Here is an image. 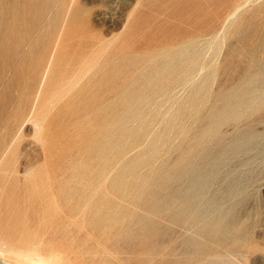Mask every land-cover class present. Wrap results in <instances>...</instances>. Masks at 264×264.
I'll return each mask as SVG.
<instances>
[{"label":"rangeland","instance_id":"1","mask_svg":"<svg viewBox=\"0 0 264 264\" xmlns=\"http://www.w3.org/2000/svg\"><path fill=\"white\" fill-rule=\"evenodd\" d=\"M193 173L222 236L169 217ZM45 233L122 264H264V0H0V237Z\"/></svg>","mask_w":264,"mask_h":264},{"label":"bare ground","instance_id":"2","mask_svg":"<svg viewBox=\"0 0 264 264\" xmlns=\"http://www.w3.org/2000/svg\"><path fill=\"white\" fill-rule=\"evenodd\" d=\"M244 4H245V2L242 4L239 3V4L235 5L233 10L230 11L228 14H226L227 15L226 19H223L221 16L223 21L225 20L222 23L223 28L228 26V23L236 15H238V13L242 10ZM221 33L223 34L222 31H221ZM58 44H59V42H57L56 46H60ZM100 54H101L100 52H97V54H94L92 57L84 60L81 63V66L68 78V81L66 82V84L64 86H62L56 92L55 96L57 98L59 96H63V95L66 96V94L70 93L74 88L78 87V85H80L86 79V77H88L91 70L95 67V65L98 62V56ZM53 55H55V50L53 51ZM52 62H53V58L51 60H49V63L46 67V70L43 74V77L41 80L42 84L40 87L41 89L44 87L46 80L48 78V75L51 71ZM187 78H188V81H187L188 83H192V82L195 83V81L197 79V74L190 73ZM41 89H40V91H41ZM36 100H37V98H36ZM58 100H59V98H58ZM53 103H54V107H55V102L51 101V105ZM47 110L43 109V108L36 109V107H35V108H33L32 113L29 117V121L34 123L35 136L37 137V139L40 143L39 144L40 145L39 150H40V153L44 155V158H46V156H47V148H48L47 147V143H48L47 136L44 133ZM15 137H16V135H15ZM19 137H20V133L17 135L16 139H20ZM7 153H8V151H7ZM7 153L5 155H3V159L7 155ZM10 154H11V150H10ZM1 160H2V158H1ZM6 171H5V173H6ZM2 172H3V169H2ZM24 172H25V175L27 176V179H29V177L35 178L39 171L37 172L34 165L32 164V165H29L25 169ZM199 174H201L200 176H202V175H204V172L200 171ZM195 176L196 175H194V173H193V175H190L189 180L187 181V184L185 185V187L176 189L174 194H172L173 195V197H172L173 203L176 206H173L169 210V217L176 219V220L183 218V217H188V218H190L189 219L190 221L195 223V225L198 227L199 231H201V232L210 231V232H214L216 234V237L222 236L227 232L226 226H227V224H229L228 218L230 216V211H227V210H224L223 208H221L220 209L221 211H219L218 213L211 212L213 206L215 207V206L219 205V202L215 199V197L209 198L206 201L203 208L199 209L198 207H195L196 203L199 204L203 200V196H204L203 189H204L205 185L207 184V182L211 180V179L210 180L208 179V181H207V178L202 179L200 177V179H199V177L195 178ZM31 179H30V181H31ZM46 223H48V222H46ZM18 226L20 227V225H18ZM6 227H7V225H6ZM39 227H37V228H39ZM18 229L19 228H17V230ZM19 230H21V229H19ZM21 231H19V232H21ZM21 234H23V233H21ZM35 234L37 235V233H35ZM2 237H0V264H112L113 261H118V262H120V264H122L121 260L114 257V255L109 257L110 260H106V258H105L106 257V254H105L106 251L105 250L99 256H97L98 255L97 250L99 248H101L102 246L99 244L97 246V249L94 250L93 249L94 247L91 249L90 246H88L87 242L83 241V240H70V241L61 240V239L59 240L57 238L46 236V233L44 234V237H41L40 235H38V237H40V239H38L37 241H32L29 238L27 240L26 239H23V240L20 239L19 241L15 242L14 240L11 241L12 239L9 240V238L6 239L5 237L4 238H2ZM33 239L35 240V238H33ZM93 244H95V243H92V245Z\"/></svg>","mask_w":264,"mask_h":264}]
</instances>
